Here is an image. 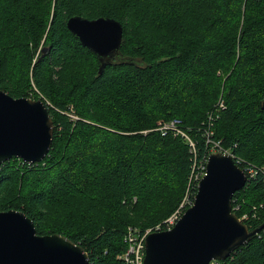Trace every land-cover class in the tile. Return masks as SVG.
<instances>
[{
  "label": "trees",
  "instance_id": "1",
  "mask_svg": "<svg viewBox=\"0 0 264 264\" xmlns=\"http://www.w3.org/2000/svg\"><path fill=\"white\" fill-rule=\"evenodd\" d=\"M73 15L122 25L101 74L66 26ZM0 90L42 99L53 121L41 161L1 164L0 210L80 244L88 264H122L126 228L171 215L210 153L198 131L209 113L222 148L264 164V0H0ZM175 117L196 157L150 130ZM263 171L232 197L257 203L236 211H251L249 229L264 221ZM219 264H264V228Z\"/></svg>",
  "mask_w": 264,
  "mask_h": 264
},
{
  "label": "water",
  "instance_id": "2",
  "mask_svg": "<svg viewBox=\"0 0 264 264\" xmlns=\"http://www.w3.org/2000/svg\"><path fill=\"white\" fill-rule=\"evenodd\" d=\"M68 30L99 60L98 73L118 53L122 25L113 18L73 15ZM264 104V101H263ZM53 121L42 99L0 90V166L11 157L41 161L52 146ZM248 179L229 155L210 153L192 204L172 228L152 231L142 264H209L223 261L264 228L254 229L232 211V197ZM84 248L59 233L37 234L23 211L0 210V264H88Z\"/></svg>",
  "mask_w": 264,
  "mask_h": 264
},
{
  "label": "built area",
  "instance_id": "3",
  "mask_svg": "<svg viewBox=\"0 0 264 264\" xmlns=\"http://www.w3.org/2000/svg\"><path fill=\"white\" fill-rule=\"evenodd\" d=\"M221 106L222 104H220V107ZM211 113L208 114L207 121L203 122L201 126L198 128L200 139H202L204 144L209 147L210 153L220 152L224 155H229L233 159L234 163L242 169L248 180L254 178L257 174L258 169L260 170H264V169L258 168L252 165L251 163L243 160L242 158L234 155L230 149L222 148L220 146V142L215 141L213 139L214 128L211 123L212 120ZM68 115L71 117V119L76 118V116L72 113H69ZM150 130H157L160 132L161 135H166L170 133L173 136H179L188 144L189 151L195 154L196 157L197 140L194 139L189 133H187V131L182 126V121L179 118L175 117L170 120L162 121L159 123L158 126ZM146 132H148V130L142 131V133H146ZM210 153H208V155L203 157V159L199 161L198 165L192 171L190 178L191 183L188 185L190 188L192 185H196L197 187L199 180L205 174L206 162ZM263 191H264V171H263ZM231 205H232V211L236 214V211L239 210L240 208L239 204L236 203L235 200L234 202L232 200ZM260 206L263 207V204H261ZM181 214L182 211L176 209L162 223L157 224L156 226L151 228H146L143 231L137 228L127 227L123 237V240L126 242V250L123 251L121 254L117 255V258L121 259L122 264H142L144 258V243L146 236L152 231H161L172 228L173 225L181 216ZM251 215H252L251 211H247L240 213V215H237V217L238 219L246 223L245 221H248ZM209 264H219V261L211 260Z\"/></svg>",
  "mask_w": 264,
  "mask_h": 264
},
{
  "label": "rangeland",
  "instance_id": "4",
  "mask_svg": "<svg viewBox=\"0 0 264 264\" xmlns=\"http://www.w3.org/2000/svg\"><path fill=\"white\" fill-rule=\"evenodd\" d=\"M72 105H71V103H70V106H69V108H71L72 109ZM73 114V113H72ZM143 131V130H142ZM246 161V160H245ZM247 162H249V163H251L252 165H254V166H256V167H260V168H264V164H262L261 162V164H256V163H254V162H252V161H247ZM19 186H20V183H19ZM190 191H191V188L188 186V188H186V191H185V193H184V195H183V197H182V199H181V201H180V204H179V206L176 208V209H179L180 211H182V213L192 204V202L193 201H191V199H190ZM243 199V200H242ZM239 200V199H238ZM237 200V201H238ZM244 201V205H246V206H250V205H256L257 203H254V202H252V201H247L246 199H244L243 198V196H242V198H240V200L237 202L239 205H240V203H242ZM175 209V210H176ZM127 229V228H126Z\"/></svg>",
  "mask_w": 264,
  "mask_h": 264
}]
</instances>
